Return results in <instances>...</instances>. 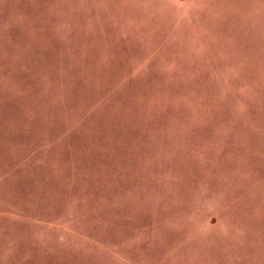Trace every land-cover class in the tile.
Instances as JSON below:
<instances>
[{"label":"rangeland","instance_id":"obj_1","mask_svg":"<svg viewBox=\"0 0 264 264\" xmlns=\"http://www.w3.org/2000/svg\"><path fill=\"white\" fill-rule=\"evenodd\" d=\"M0 264H264V0H0Z\"/></svg>","mask_w":264,"mask_h":264}]
</instances>
